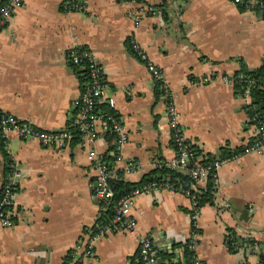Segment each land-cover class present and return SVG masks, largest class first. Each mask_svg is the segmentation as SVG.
<instances>
[{
    "label": "crops",
    "instance_id": "obj_1",
    "mask_svg": "<svg viewBox=\"0 0 264 264\" xmlns=\"http://www.w3.org/2000/svg\"><path fill=\"white\" fill-rule=\"evenodd\" d=\"M130 10L139 11L137 23ZM129 37L168 82L179 125L199 159L252 138L254 115L245 109L250 98L239 96L229 82L189 80L233 74L238 58L248 69L264 65L263 16L230 0H83L81 9L65 7L63 0H22L0 29V105L41 128L67 126L71 102L83 86L77 70L82 75L84 66L70 64L66 50L90 48L103 66L104 94L113 98L129 135L116 168L122 180L139 181L159 158L176 154L165 100L155 94ZM8 142L23 176L15 225L0 228V264H67L75 242L109 215L92 195L95 169L88 150L106 151L115 136L104 134L91 145L79 136L55 147L10 133ZM128 158L137 161L135 170L126 169ZM190 184L201 189L206 180ZM191 207L179 191L141 192L132 208L136 230L150 235L160 258L178 256L190 239V252L205 264H264V153H243L219 166L210 199L193 219L195 231ZM136 234L108 233L82 264H138ZM227 235L234 237L232 250L224 242Z\"/></svg>",
    "mask_w": 264,
    "mask_h": 264
},
{
    "label": "built area",
    "instance_id": "obj_2",
    "mask_svg": "<svg viewBox=\"0 0 264 264\" xmlns=\"http://www.w3.org/2000/svg\"><path fill=\"white\" fill-rule=\"evenodd\" d=\"M232 3L245 9H254L261 13L264 18V0H230ZM22 0H0V29L5 27L13 12L19 7ZM65 7L81 9L83 0H63ZM135 23L138 22L139 11L130 10ZM132 51L145 64L154 84H157L159 95L165 100V115L169 129V137L175 150V157L166 160L170 168H183L187 163L185 171L191 182L196 180H207L210 178L213 185L218 173L219 166L229 160H236L241 154L247 152L264 153V122L254 116V135L252 138L235 150L223 154H216L207 159H199V152L194 149V143L187 138L178 122V113L169 91L168 82L162 76L160 69L148 58L144 48L132 37L128 39ZM66 58L70 64L83 65L86 69L87 80L78 95L71 102V112L67 126L57 129H46L34 125L31 121L23 119L5 110L0 105V228H10L16 222V192L22 179L21 169L10 157L8 136L14 133L24 140L35 139L45 146L62 147L74 138V129H77L82 142L92 144L97 138L104 136L107 132L115 136L113 147L106 151L96 150L90 147L88 156L95 169V175L91 181L92 195L101 201L105 208L111 207V214L99 220L85 237L79 238L70 249V259L67 264H82L83 259L90 257L95 252L96 242L108 233L119 230L137 233V258L138 264H205L194 253L185 254L183 251H192L193 240L188 239L182 246V253L178 256L161 257L158 248L153 243L149 234L138 233L137 221L132 213L135 197L144 191L169 189L182 192L190 199L192 229L193 219L199 207H196V192L198 189L189 183L184 187L182 184L174 185L169 181L149 180L133 186L130 190L114 199V191L109 180L120 176L117 172L115 162L121 160L123 145L127 142L128 131L120 117L114 110L108 111L100 108V103H106L113 109L114 101L111 96H105L107 87L106 77L102 64L97 60L93 51L85 46H72L66 50ZM240 77V76H239ZM192 83H207L212 81L229 82L234 84L241 81L238 95L249 99L250 86L253 80L250 77L233 76V74H204L197 78H190ZM264 91V83L260 84ZM112 153V160L106 156ZM137 161L128 158L126 169L135 170ZM195 231V230H194ZM250 242H247L249 245Z\"/></svg>",
    "mask_w": 264,
    "mask_h": 264
},
{
    "label": "trees",
    "instance_id": "obj_3",
    "mask_svg": "<svg viewBox=\"0 0 264 264\" xmlns=\"http://www.w3.org/2000/svg\"><path fill=\"white\" fill-rule=\"evenodd\" d=\"M238 61H239L240 66L236 71L233 72V76L238 79H240V77H250L253 80V84L250 86V91H249L250 102L245 105V109L249 114L254 115L256 119H259L260 121L264 122V91L262 87L260 86V84L264 83V65L261 64L256 68L248 69L245 67V64L241 58H238ZM80 71L81 70H77V73L79 74V77L84 86L87 80V74H86L85 67L82 70L84 71L82 75H80ZM241 84H242L241 81H236L233 84L234 91L236 93L239 92ZM154 90H155V94L158 95L160 92V89L157 84H154ZM99 106L103 110L113 111V109L111 107H108L106 103H100ZM253 106H256V109H253ZM73 132L75 134L74 138L79 137V132L77 129H74ZM106 134L111 135L110 132L109 133L107 132ZM194 149L198 151V148L195 144H194ZM223 153L225 152H222L220 154H223ZM111 157L112 156L110 155L106 156L108 160L111 159ZM165 162H166L165 159L159 158L156 161L154 168L144 173L141 179L136 182H129V181L122 180L121 178L122 171L117 170L120 176L117 178L112 177L109 180L110 186L114 191L113 198L116 199L123 193L130 190L133 186L141 184L142 182H146L149 180L169 181V182H173L174 185L182 184L184 187L188 186L189 183L191 182V179L189 175L186 173L185 168L186 166L189 165V163H187L183 168H170ZM212 189H213L212 180L208 178L206 180V184L204 185V187L201 189H198L196 192V196H197L196 207L201 206L202 204H204L210 199ZM107 212L109 213V215L111 214V207L107 208ZM102 218L103 217L101 216L100 219ZM224 242L229 250L234 249L235 246H233V243H234L233 236L227 235L224 239ZM189 253L190 251H185V254H189Z\"/></svg>",
    "mask_w": 264,
    "mask_h": 264
},
{
    "label": "water",
    "instance_id": "obj_4",
    "mask_svg": "<svg viewBox=\"0 0 264 264\" xmlns=\"http://www.w3.org/2000/svg\"><path fill=\"white\" fill-rule=\"evenodd\" d=\"M253 109H256V106H253Z\"/></svg>",
    "mask_w": 264,
    "mask_h": 264
}]
</instances>
